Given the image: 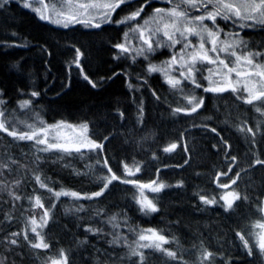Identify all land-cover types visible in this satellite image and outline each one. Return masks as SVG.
Instances as JSON below:
<instances>
[{
    "label": "trees",
    "instance_id": "1",
    "mask_svg": "<svg viewBox=\"0 0 264 264\" xmlns=\"http://www.w3.org/2000/svg\"><path fill=\"white\" fill-rule=\"evenodd\" d=\"M147 1H133L124 10L118 11L117 17L124 18L144 5H149L147 9L159 5L158 1ZM127 30V25L118 23L103 24L100 28L82 25L56 27L38 20L35 13L24 8L20 1H10L0 7V99L5 102L0 110L5 112L11 126L26 132L25 124L19 121L35 127L61 121L73 125L86 123L91 139L103 145L102 150L59 157L57 164L45 171L36 162L31 163L33 157L28 156L31 154L29 141L14 139L0 131V161L15 166L14 177L17 176L19 183L27 189L39 187L35 179L39 175L54 191L63 189L90 196L103 187L104 181L100 177L110 175L104 166L105 160L108 167L122 179L136 181L137 184L149 183L158 180L159 173L170 174L163 162L166 155L171 157L173 152H165L164 149L173 143L184 147L185 137L200 132L198 139L203 137L216 146L223 145L224 154L216 152L218 157L214 158L210 144L196 141L191 150L195 159L191 164H186L188 170L184 169L187 172L180 178L183 187L169 191L170 195L164 191L153 196L158 216L167 215L169 219L168 223L164 222L161 231L170 241L166 248L182 257L189 249L186 240H189L190 246H194L202 240L205 232L204 222L198 223L193 218L194 211L188 200L189 188L229 189L242 196L240 176L235 184H231V180L236 178V173L246 163L264 160V116L257 113L252 105L238 99L241 94L204 91L207 81L203 66L197 67L196 77L201 87L192 89L186 84L183 92L171 89L160 75L147 70L149 64L164 60L166 52L154 61H133L121 56L114 47L123 43ZM238 31L247 42L248 50L264 52V25L240 28ZM76 49L82 53L79 67L75 63ZM85 76L97 86L93 88L84 79ZM189 91L198 99H203L202 107L191 115L183 112L174 114L173 110L177 107L187 108L183 97ZM32 92L39 95L32 96ZM24 100L31 101L27 109L19 106ZM203 115L212 117L211 127L214 123L219 124L216 132L211 131L214 127L198 130L197 121ZM239 128H252L256 135L253 137L251 133L239 131ZM223 132L228 133L230 138H223ZM254 140L259 144L253 146L254 151L248 154L249 161L245 162L244 157L241 160L244 155L240 152L241 144ZM232 144H238V152L234 151ZM246 147L247 150L250 146ZM231 157H236V160L233 161ZM125 165L135 175L128 176ZM136 167L140 169L138 172L135 171ZM230 167L232 172L227 176L222 175ZM217 174H221L220 184H231V187L218 186ZM131 191L135 192L132 183L116 180L99 197L69 200L65 196L57 199L46 188H41L38 196L45 208L49 209L48 223L42 230L50 244L49 249H34L29 243L36 242L28 224L32 204L29 211L21 215H8L0 222V264H50V258H58L61 249L68 257V264H79L80 252L87 253V247L93 251L108 241L107 231L119 226L125 217L123 212L141 217L142 211L136 198L131 197L126 205L119 206ZM6 199L0 194V203ZM67 200L82 203L84 208L65 224L63 222L52 229L53 223L57 220L61 223L66 217L64 211L70 207L66 205ZM36 209L43 214L44 209ZM101 225L107 231L100 228ZM209 225L210 229H217L218 232L224 226L215 222ZM88 228L99 231L89 232L86 230ZM26 230L28 240L24 239ZM188 232L193 236L185 237ZM12 233H21L15 236L20 251L4 255L1 249ZM220 237L222 242L226 241L221 232Z\"/></svg>",
    "mask_w": 264,
    "mask_h": 264
},
{
    "label": "snow or ice",
    "instance_id": "2",
    "mask_svg": "<svg viewBox=\"0 0 264 264\" xmlns=\"http://www.w3.org/2000/svg\"><path fill=\"white\" fill-rule=\"evenodd\" d=\"M127 2L129 0H47V2L46 0H23V7L31 9L41 20H48L65 28L77 23L83 24L85 27L100 28L104 23H112L113 13L122 4ZM7 3L8 0H2L0 7H3ZM168 3L172 6L167 9L156 8L153 14L143 21V24L137 23L135 27H130L129 32L124 33L125 42L116 44L114 47L119 49L120 53H130L132 49L129 46L128 38L130 34H138L134 38L142 41V45H145L146 48L143 46L137 48L136 55H143L147 58L146 53L154 52L156 48L166 46L162 40H153L154 36L158 37L162 35L165 37L168 41L167 46L170 47H175V45L182 43L178 54L173 55L170 60L162 62L161 65L149 64L148 72L163 73L166 77V83L172 89L183 92V88L181 87L183 81L178 77L172 76L170 70H176L175 66L179 65L180 69H183L180 71V77L183 80L190 81L199 88L201 85L195 78V72L198 71L197 64L206 63L215 65V70L209 69L210 75L205 77L208 80L209 86L204 88V91L223 93L230 90L233 93H243V95H238L237 98L242 99L248 105H252L257 113L264 116V62L258 59L259 57H264V52L247 50V42L241 39L233 41L221 40L220 34L223 30L217 24V19L219 18L238 23L241 28L264 25V0H168ZM143 10V6H141L123 19L116 21V23L123 24L136 21L141 16ZM193 10L201 14L192 15ZM205 21H210L212 26L210 27ZM231 35L238 37V33ZM190 37H197L198 43L193 44L189 39ZM206 45H211V47H207ZM241 45H243L244 50L238 53L236 49L240 48ZM189 49L191 51H188ZM186 52L187 55H185ZM76 53L75 63L79 67V58L82 53L79 49H76ZM210 53H214L215 56ZM221 53L225 54V58L220 56ZM227 57L233 59H227ZM212 76H217L220 79L214 80L211 78ZM233 76H235V79H233ZM84 79L88 80L93 88L97 86L87 76ZM129 87L131 88L132 85H129ZM153 94L155 95V93ZM31 95L38 96L39 93L32 92ZM184 98L190 107H177L173 110L174 114L183 112L186 115H191L196 113L203 105V99H198L194 95H186ZM4 103L0 99V105ZM30 104L31 101L24 100L20 102L19 106L21 109H27ZM19 123L25 124L28 131L21 132L11 126V122L7 120L5 112L0 110V131L6 132L14 139L34 141L36 145H43L44 147L40 148L39 151L48 152L55 150L71 154L72 152L81 153L82 149L90 151L103 149L102 144L88 137V125L86 123L76 126L61 121L46 127H35L33 124H27L25 121H19ZM204 127H207V125H204ZM64 129L70 130L75 135L62 136L61 132ZM238 130L251 133L255 137L256 131L259 130V125H257L256 131L252 128H239ZM211 131L216 132V129L213 128ZM224 143L227 144L226 141ZM176 148L177 144L173 143L166 147L164 151L171 152ZM231 159L235 161L236 157H231ZM256 163L264 164V160L257 159ZM104 166L107 167L110 175L100 177L104 181L103 187L100 191L92 193L90 196H81L80 193L63 189L54 191L48 187L47 183L39 175L35 179L40 188H46L57 199L61 196H67L77 200L99 197L116 180H121L123 183L137 184L136 181L122 179L120 176H117L108 167L107 160L104 161ZM4 167L7 168V165H4ZM124 169L128 176L135 175V172L127 165L124 166ZM139 170V167H136L135 171L138 172ZM231 172L232 168L230 167L222 175L227 176ZM220 175L217 174L216 178L218 186L230 188L231 184L237 182L240 173H236V178L231 180V184H220ZM16 183L18 184L19 181ZM137 186L141 189L142 198L137 201L141 205V210L145 212L158 211L156 205L143 196L142 190L149 188L153 192H159L166 185L158 181H152L150 184H138ZM14 199L19 200L20 197L14 196ZM30 199L34 201L33 207L44 209V211L39 220H37L35 215L28 219L30 231L36 237V242L29 241V243L34 249H49L50 244L45 240L42 232V229L48 223L49 209L45 208L40 196ZM200 199L205 204H215L217 202L215 198L208 199L204 196H200ZM220 199L225 202V210L227 211L233 208L235 201L247 199V197H242L239 192L233 190L221 196ZM260 210L264 212V208ZM255 227L261 230L260 233L256 234V247H258L261 254H264V222L258 221ZM86 230L89 232L99 231L98 229L91 228ZM146 232L147 234L142 231L139 234V242L136 243V247L130 248V255L138 257V264H145L146 256L142 249L159 251L173 260L182 259L176 251L164 247V245L170 243L164 235L154 229H148ZM11 235L15 237L21 235V233H12ZM237 235L240 234L238 233ZM24 239L28 240L27 230L24 232ZM120 239L121 237H114L111 243H118ZM240 239L244 241L248 254L252 255L253 249L249 246L248 240H245L242 235ZM9 242L13 245L17 244L16 239H11ZM213 255V253L205 250L202 254L201 264H203V261H210ZM50 264H68V257L63 249L60 250L58 258H50Z\"/></svg>",
    "mask_w": 264,
    "mask_h": 264
},
{
    "label": "rangeland",
    "instance_id": "3",
    "mask_svg": "<svg viewBox=\"0 0 264 264\" xmlns=\"http://www.w3.org/2000/svg\"><path fill=\"white\" fill-rule=\"evenodd\" d=\"M10 1H20L23 5V0H8ZM136 2L135 0H130L129 2L122 4L112 15V23H104V24H113L116 23V21H119L123 18L120 16L117 17L118 11L124 10L123 8L127 5L129 6L130 3ZM152 1H158L159 5L155 6L153 8L147 9L149 5L143 6V12L141 13V16L136 21H130L128 23H123L128 26L127 32H129L130 27H135L137 23L143 24V21L150 17L153 14L154 9L156 8H164L167 9L171 7L168 3V0H148L147 2L150 3ZM2 2V0H0ZM47 2V0H46ZM157 2V3H158ZM29 9V8H28ZM35 13V12H34ZM125 11L121 14H124ZM145 13V15H143ZM192 15H199L200 12L192 11ZM36 18L44 23H48L50 25L63 27L61 25H57L55 23H51L48 20H41L39 16L35 13ZM127 16V15H126ZM206 24H208L210 27L211 22L205 21ZM120 24V23H118ZM217 24L219 25V28L223 31L220 34L221 40H229L233 41L235 39H241L245 41L242 38V33L238 31L241 27H239L238 23H234L231 20L225 21V20H218ZM71 25H82L83 24H71ZM69 25V26H71ZM103 25V24H102ZM246 28V27H245ZM234 33H238V37L231 35ZM135 35L138 34H130L128 38V43L132 51L130 53H120L121 56L127 57L133 61L137 60H155L161 53L166 52V56L164 57V60H161L159 62L153 63V65H161L162 62L168 61L171 59L173 55H176L180 52V49L182 47L181 44L175 45V47H170L168 45V41L165 37L162 35L158 37H153V40H162L166 46L158 47L154 52L146 53L147 58L143 55H136V49L143 46L146 48L145 45H142V41L139 39L134 38ZM193 44L198 43L197 37H190L189 38ZM125 42V37L123 40V43ZM207 47H211V45H206ZM119 50V49H118ZM243 45H241L240 48H237L236 51L239 53L243 51ZM248 50V49H247ZM188 51H191L189 49ZM120 52V51H119ZM211 55L215 56L214 53H210ZM187 55V52L185 53ZM220 56L222 58H225V54L221 53ZM227 59H233L231 57H227ZM259 60L264 62V57H259ZM198 66L205 67V77H208L209 69L215 70L216 66L206 63L197 64ZM174 71L170 70L171 75L180 78L183 82L181 87L184 88L186 84L190 85L192 89H197V87L191 83L188 80H183L182 77H180V71L183 69H180L179 65L175 66ZM154 74H158L162 77L163 81L166 85V77L163 73L160 72H153ZM198 71L195 72V78L197 77ZM214 80L220 79L217 76L211 77ZM233 79H235V76H233ZM207 81V87L209 86L208 80ZM197 81V78H196ZM169 86V85H168ZM170 87V86H169ZM194 87V88H193ZM238 87H240L238 85ZM171 88V87H170ZM172 89V88H171ZM176 90V89H174ZM179 91V90H176ZM192 91H189L186 95H193L191 93ZM231 92L225 91L223 93ZM214 93V92H213ZM219 94V93H217ZM243 95V93H238ZM184 95V97L186 96ZM183 97V98H184ZM184 102L187 106V108L190 107L188 105L187 100L184 98ZM1 109V105H0ZM212 117H208L207 115H203L199 120L197 121L198 130L202 131L201 128L204 127V125H207V128H215L217 131V128L219 127V124L214 123V126L212 125ZM68 124V123H66ZM73 125V124H71ZM48 125H38L36 127H46ZM78 126V125H76ZM210 126V127H209ZM200 132H195L194 136L185 137L186 146L181 147V145H177V148L173 150V156L169 157L166 155V161L163 162V166L166 170L170 172L169 175H164L162 172L161 174H158V181L159 183H163L166 185L161 191L165 194H169L171 190L179 189L181 185L180 178L187 172L184 169L188 168L186 167V164H191L190 162L193 161L192 153V146L193 144L198 141L206 144H210V151L212 152V157L217 158V153H223L225 152V147L223 145H214L212 141H209L206 138H199L198 135ZM225 135L223 138H230L228 133H224ZM62 136H72L75 135L68 129H64L61 132ZM88 137L91 139L89 135V131L87 132ZM218 135V134H217ZM92 140V139H91ZM31 143L30 146V152L31 154L28 156H32L33 161L39 164L45 171L49 169V166L57 164L58 158L66 155L67 153L61 152V151H48V152H42L39 151L40 148L44 147L43 145H36L34 141H29ZM62 142V141H61ZM259 143L257 141L253 142H246V144H241V151L244 155L242 156L241 160L244 157L245 162L249 161V153H252L254 151L253 146L258 145ZM230 145V143H229ZM252 145V146H251ZM215 146V147H214ZM246 146H250L246 150ZM232 147L234 151L237 150L238 152V144H232ZM97 150V149H96ZM188 154L189 157H185V152ZM84 151H90L87 149H82L81 152ZM94 151V150H92ZM191 151V152H189ZM217 152V153H216ZM76 153V152H72ZM263 153V151H262ZM222 155V154H220ZM239 158V157H238ZM240 159V158H239ZM27 160V159H25ZM24 160V162H25ZM29 161V160H28ZM187 161V162H186ZM189 162V163H188ZM24 164V163H23ZM4 165H7V168L4 167ZM262 165V166H261ZM14 165H9V162H1L0 161V194L7 197L6 201L3 203H0V222L7 218L8 215L16 214L21 215L24 212H27L30 210L32 204L34 203L33 200L30 198H34L35 196H38L41 193V188L39 187H33L31 189H27L24 186H22L20 183H16L19 181V179L14 177L13 171H14ZM240 178L242 181V197H247V199H240L238 201H235L233 208L230 210H225V202L220 199L221 196L225 195L227 192H230L229 189H221V188H200V187H191L189 188V201L191 202V209H193V218L196 219L198 223L204 222V230L205 232L202 234L203 238L202 240L195 244L194 246H190L189 240L187 241L188 250L185 251L184 255L182 256V260L179 261L177 259L173 260L165 256L163 253L159 251H153L150 249H142L144 251L146 260L145 264H201L202 261V254L205 250L213 253V257L210 261H203V264H264V254H261L258 247H256V234L260 233L261 230L257 227H255L256 223L258 221L264 222V212H261V208H264V164H257V163H246L243 167L240 168ZM20 182V181H19ZM151 182L142 183V184H150ZM134 191L129 192L124 197V201L119 203V206L122 207L123 205H126V203L129 201V198L134 197L136 198V202L141 199V189L137 186L138 184H132ZM143 196L147 197V199L151 200L153 202V196L158 194L159 192H153L149 188H145L142 190ZM170 195V194H169ZM14 196H19L20 199L16 200L14 199ZM200 196H204L208 199L215 198L216 203L215 204H205L201 199ZM69 200L72 197H67ZM172 197V195L170 196ZM68 209H66L64 212L66 214V217L62 219L61 223L59 220H57L55 223L51 225V228L54 226H59L61 224H65L67 220H70V217L74 214L77 215L78 213H81L82 209L84 208V205L82 203L78 202H70L67 200ZM137 205L141 208V205L137 202ZM31 211V217L33 215L36 216L37 220H39L41 214L37 212V209L35 210V207L32 208ZM142 211V210H141ZM37 212V213H36ZM167 213V212H166ZM125 214L124 219L120 221L119 226L114 227L115 229H110L107 231L105 226H100V228L107 231L108 234V241L100 248L94 249L91 251L90 248L87 247V253H79L80 261L79 264H138V257L131 256L130 255V248L136 247V243L139 242V234L144 231L145 234H147L146 230L148 229H154L158 233L164 235V233H161L163 231V224L164 222L168 223L169 219L166 218L165 215L158 216V212H145L142 211L141 217L136 216V214H128L123 212ZM168 214V213H167ZM169 215V214H168ZM115 223L116 221H112V223ZM215 222L221 223L224 226L221 228V233L224 236L225 242H222L220 240V232L213 229H210V223ZM44 229V228H43ZM42 229V230H43ZM55 229V228H52ZM52 235L54 232H52ZM240 235H237V234ZM189 235V236H188ZM244 236L245 240H248L249 246L253 249V254H248V249L245 248L244 241L240 239V236ZM12 236V235H11ZM9 237V240L5 242V247H2L1 252L4 255L12 254L17 251H20V247H18L16 244L13 245L9 241L11 239H16L14 236ZM193 236L191 233L188 232V234L185 237ZM114 237H121L120 241L118 243H111L113 241ZM166 237V236H165ZM168 238V237H166ZM143 243V242H140ZM167 245V244H166ZM166 245L164 247L166 248Z\"/></svg>",
    "mask_w": 264,
    "mask_h": 264
}]
</instances>
